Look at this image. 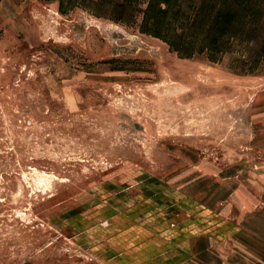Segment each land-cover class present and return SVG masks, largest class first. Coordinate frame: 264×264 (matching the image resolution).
Returning a JSON list of instances; mask_svg holds the SVG:
<instances>
[{
    "label": "rangeland",
    "instance_id": "rangeland-1",
    "mask_svg": "<svg viewBox=\"0 0 264 264\" xmlns=\"http://www.w3.org/2000/svg\"><path fill=\"white\" fill-rule=\"evenodd\" d=\"M88 2L0 0V264H106L201 203L264 264V0H188L237 11L217 62Z\"/></svg>",
    "mask_w": 264,
    "mask_h": 264
},
{
    "label": "crops",
    "instance_id": "crops-1",
    "mask_svg": "<svg viewBox=\"0 0 264 264\" xmlns=\"http://www.w3.org/2000/svg\"><path fill=\"white\" fill-rule=\"evenodd\" d=\"M191 205V220L181 224L169 219L139 222L115 242L116 250L104 256L105 263L242 264L238 225L205 204ZM144 213L148 214L149 209H143ZM208 227H214L215 233H209L205 229Z\"/></svg>",
    "mask_w": 264,
    "mask_h": 264
},
{
    "label": "trees",
    "instance_id": "trees-1",
    "mask_svg": "<svg viewBox=\"0 0 264 264\" xmlns=\"http://www.w3.org/2000/svg\"><path fill=\"white\" fill-rule=\"evenodd\" d=\"M71 4L77 6L79 0ZM186 4L188 0H89L87 6L97 17L139 22L141 32L164 40L181 57L205 53L211 61H219L238 36L237 11L205 12L197 5L187 11Z\"/></svg>",
    "mask_w": 264,
    "mask_h": 264
}]
</instances>
